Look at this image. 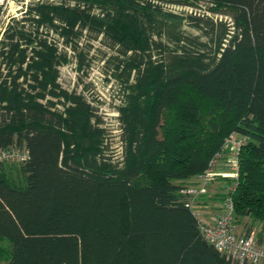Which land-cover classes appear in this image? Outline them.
Returning a JSON list of instances; mask_svg holds the SVG:
<instances>
[{"label":"trees","instance_id":"trees-1","mask_svg":"<svg viewBox=\"0 0 264 264\" xmlns=\"http://www.w3.org/2000/svg\"><path fill=\"white\" fill-rule=\"evenodd\" d=\"M166 1L196 4L29 0L3 25L0 148L29 154L0 161V264H235L182 191L231 133L243 137L238 171L219 176L230 182L220 197L264 228V0H208L229 21ZM185 17L205 41L178 33ZM82 36L112 50L102 58L119 99V161L96 106L59 81L67 50L86 72Z\"/></svg>","mask_w":264,"mask_h":264},{"label":"rangeland","instance_id":"rangeland-1","mask_svg":"<svg viewBox=\"0 0 264 264\" xmlns=\"http://www.w3.org/2000/svg\"><path fill=\"white\" fill-rule=\"evenodd\" d=\"M28 1L29 0H0V29L3 27V25L11 15H20L19 10L22 9ZM192 1H194L196 4L188 5L181 3L182 7L180 8L171 6L172 1L162 2L161 5L164 9L176 14H192L195 16H201L203 14L211 16L216 20L229 21V17L224 13H212L209 9H207L206 5L208 4L206 0ZM198 3H201V5L204 6L201 7ZM195 21H197V19L195 18H183L182 22L176 24L178 33L197 37L198 41H205L207 39V36L203 33L202 29H200L195 24ZM60 45L62 44L60 43ZM79 46H81V48L83 47L84 49H88V57L85 64L83 65V68L86 70V72H83L82 70H78L76 68V64L74 63V54L71 50H67L70 54L71 59L69 62L59 65V81L61 85L66 89L80 91L87 100H89L93 105L96 106L97 112L102 117L103 124L106 126L105 139L107 141L108 148H106L105 153L110 155L111 157H114L115 160L119 161L121 158L122 144L120 141V127L117 119V110L115 107L119 103V99L117 98V96H113L115 92L114 89L116 82L114 81L113 76L110 73L109 67L108 69L105 67L102 58V54L106 55L112 53V50L109 49L107 45H105L98 38L88 39L87 36L81 37ZM106 69L108 71H106ZM228 145L229 146H224L223 149L220 150V155H218L217 157H223L219 160V167L229 174L215 175L210 183L214 180H222L219 176H227L233 178V175L231 174L232 169L230 168V165H228L227 158L237 157V153L240 147L238 148L237 152L234 153V150L231 147V143H229ZM226 148H228V150H226ZM220 180L217 182L220 183ZM222 184H225L223 180ZM222 188L223 191L226 192V190L230 188V184L228 188L227 186ZM222 202L224 207V199L223 201H221V204ZM193 207L197 209L196 203ZM200 216L202 217V213L200 214ZM250 221L251 219L247 216H237L236 218L233 215V228L236 231V228L238 229V226L240 228V226L247 225ZM260 223L261 222L259 221L257 222V230H260L261 228ZM9 242L10 241L5 238V240L0 241V245L6 246V243Z\"/></svg>","mask_w":264,"mask_h":264},{"label":"built area","instance_id":"built-area-1","mask_svg":"<svg viewBox=\"0 0 264 264\" xmlns=\"http://www.w3.org/2000/svg\"><path fill=\"white\" fill-rule=\"evenodd\" d=\"M207 4H211L206 0ZM199 6L203 7L201 3ZM197 4V5H198ZM171 6L175 8L182 7L181 3L172 1ZM207 6V5H206ZM192 7V6H190ZM229 19V18H228ZM2 30V28L0 29ZM243 141V137L231 133L226 138L225 146L231 147L236 153ZM28 149L25 145H10L5 148H0V161H24L28 157ZM220 151L211 158L206 170L196 175V184H189L182 188V191L189 194V204L193 206L194 201L199 195L207 190V185L215 177V175L229 174L219 167V160L223 157H217ZM228 165L232 169L231 174L233 178L237 176L238 171V157H228ZM234 208L230 195L224 199V207L222 211L211 216V220H204L199 216V228L201 233L208 241L223 254L228 256L235 264H242L243 262L261 264L264 263V242H257L251 233H237L233 228Z\"/></svg>","mask_w":264,"mask_h":264},{"label":"crops","instance_id":"crops-1","mask_svg":"<svg viewBox=\"0 0 264 264\" xmlns=\"http://www.w3.org/2000/svg\"><path fill=\"white\" fill-rule=\"evenodd\" d=\"M219 180H214L213 182L209 183L207 185L206 192L201 194L198 197V200L196 201L197 211L200 214L202 213V217L209 221L211 220L212 215L222 211L223 202L221 204V201H223V199L220 197V193L224 192L222 187L227 186L228 188L230 184V182H227L224 179L222 180L223 182H225V184H222V180H220L221 181L220 183L217 182ZM257 222L258 221H255L251 224L250 221L247 225L240 226V228L238 226V229L236 228V231L237 233H247V232L251 233L253 234L254 239L257 242H264V228L260 223L261 228L260 230L259 229L257 230L256 229Z\"/></svg>","mask_w":264,"mask_h":264}]
</instances>
